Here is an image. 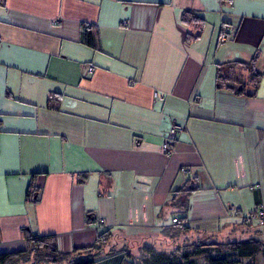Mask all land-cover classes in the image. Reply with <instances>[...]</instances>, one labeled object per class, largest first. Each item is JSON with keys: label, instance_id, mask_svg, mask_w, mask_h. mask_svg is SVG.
I'll return each instance as SVG.
<instances>
[{"label": "crops", "instance_id": "1", "mask_svg": "<svg viewBox=\"0 0 264 264\" xmlns=\"http://www.w3.org/2000/svg\"><path fill=\"white\" fill-rule=\"evenodd\" d=\"M189 8L206 21L192 41L179 21ZM255 53L252 96L216 90L217 63ZM0 123V253L25 248L23 228L64 253L110 230L115 253L94 264H121L119 241L149 243L189 180L187 239L264 243V226L243 222L264 210V0H4ZM172 123L184 129L165 155Z\"/></svg>", "mask_w": 264, "mask_h": 264}, {"label": "trees", "instance_id": "2", "mask_svg": "<svg viewBox=\"0 0 264 264\" xmlns=\"http://www.w3.org/2000/svg\"><path fill=\"white\" fill-rule=\"evenodd\" d=\"M3 1L0 0V4H3ZM220 3L231 6L232 0H220ZM179 21L183 26L192 27V32L185 34L186 41L199 38L206 23L201 12L192 8L181 11ZM224 28L225 26L222 28L220 36L225 35ZM230 33H227V36ZM81 40L92 49L98 48L96 33L91 31L90 27H85ZM257 59L258 56L255 53L248 61L228 60L217 63L215 65L216 90H225L235 96H252L261 78V74L256 69ZM245 76H248L249 82L244 81ZM47 106L51 109H57L58 103L49 99ZM31 176L34 178V174ZM187 183L183 188L173 191L167 205L168 208L172 209L168 224L170 225L171 237L177 234H185L189 230L186 225L189 196L198 187L196 185L190 187V180ZM38 191V187L29 185L25 192V200L37 202ZM258 210L247 214H255ZM160 215L159 218L161 219L162 215ZM173 218L176 219V223L172 222ZM86 221L87 223L93 222L91 215L87 217ZM244 224L252 226L245 222ZM166 226H162L160 232L168 231L165 229ZM21 233L25 241V248L0 253V264H94L100 258L115 253L113 243H109L113 237L114 240L116 237L110 230L97 233L95 241L90 246L73 248L67 253L59 251L54 234L38 235L31 232L29 228L21 229ZM149 243H143L144 246L140 249V256L137 258L129 249L130 246H123L119 251L122 255L121 264H261L260 257L264 256V243L254 238L225 242L192 240L185 243V247H181L177 243L170 251H159Z\"/></svg>", "mask_w": 264, "mask_h": 264}, {"label": "built area", "instance_id": "3", "mask_svg": "<svg viewBox=\"0 0 264 264\" xmlns=\"http://www.w3.org/2000/svg\"><path fill=\"white\" fill-rule=\"evenodd\" d=\"M127 23V21H123V24L125 25ZM224 32H225V35L222 36L220 38V41L223 42V41H226V38H227V33L231 32V29L229 27H225L224 29ZM94 70V67L92 66H88L86 68V72L88 74H90L91 72H93ZM155 98L158 99V100H163V96L161 94H156L155 95ZM184 129V127L180 124H177V123H172L168 130H167V136L165 137V139L163 140L161 146H160V149H161V152L165 155H170L173 153L174 151V139H175V136L182 132ZM180 171L182 173H187L188 172V169L187 168H181ZM252 187H250L251 189ZM228 210H231L229 212L231 213H234L235 209L233 206L231 207H228ZM243 221L249 225H256V226H264V210L260 209L257 211V213L255 214H246L243 216ZM172 222L173 223H176V219H172ZM98 223L100 224L101 221H98Z\"/></svg>", "mask_w": 264, "mask_h": 264}, {"label": "rangeland", "instance_id": "4", "mask_svg": "<svg viewBox=\"0 0 264 264\" xmlns=\"http://www.w3.org/2000/svg\"><path fill=\"white\" fill-rule=\"evenodd\" d=\"M230 28V27H229ZM231 29V28H230ZM244 81L245 82H249L248 76L244 77ZM167 209H171L170 207ZM231 211V210H228ZM235 211V210H234ZM102 222V221H101ZM101 225V223H100ZM165 229H168V231L166 232H159V233H155L152 236H150V243L149 245H153L157 250H165V251H170L175 247V244L179 243L181 245V247H185V243H189L192 240L191 239H187L185 234H177L176 236L171 237V230L170 229V225H167ZM114 237L113 239L110 240V243H114ZM135 242V243H134ZM134 242L128 241V242H123V241H119V245L124 244V247L130 246V250L132 251L134 257H139L140 256V249L142 248V246H144L142 240H136ZM148 245V244H147Z\"/></svg>", "mask_w": 264, "mask_h": 264}]
</instances>
